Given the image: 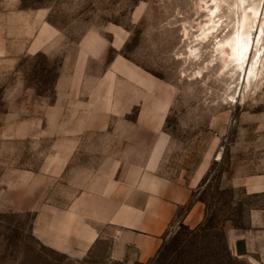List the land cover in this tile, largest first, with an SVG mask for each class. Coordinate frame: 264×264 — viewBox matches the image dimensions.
I'll use <instances>...</instances> for the list:
<instances>
[{"label":"rangeland","instance_id":"1","mask_svg":"<svg viewBox=\"0 0 264 264\" xmlns=\"http://www.w3.org/2000/svg\"><path fill=\"white\" fill-rule=\"evenodd\" d=\"M245 6L259 7L264 30V0H0V264H125L44 247L35 209L69 201L25 196L22 177L48 173L58 82L66 91L67 81H99L118 59L159 83L169 102L163 173L193 184L207 167L193 194L206 206L203 224L177 227L150 264H250L234 257L231 242L263 229L264 194L229 186L264 178V65L249 87L243 74L229 81L217 56ZM211 17L223 21L220 32L199 44Z\"/></svg>","mask_w":264,"mask_h":264},{"label":"crops","instance_id":"2","mask_svg":"<svg viewBox=\"0 0 264 264\" xmlns=\"http://www.w3.org/2000/svg\"><path fill=\"white\" fill-rule=\"evenodd\" d=\"M62 85L48 118V173L22 177L30 186L25 196H66L69 202L35 209L34 234L44 247L77 261L101 254L111 263L150 264L177 227L203 224L206 206L193 194L207 167L193 184L163 173L169 102L163 87L132 63L118 59L99 81H67L66 91ZM229 187L264 194V178ZM231 243L235 258L264 264V226Z\"/></svg>","mask_w":264,"mask_h":264},{"label":"bare ground","instance_id":"3","mask_svg":"<svg viewBox=\"0 0 264 264\" xmlns=\"http://www.w3.org/2000/svg\"><path fill=\"white\" fill-rule=\"evenodd\" d=\"M215 11L211 10L212 17L215 16ZM209 16V17H210ZM220 16V12L216 14L215 18ZM210 18L207 26L208 30L203 33L202 40L199 44H209L214 34L220 32L221 25L219 20L216 22L213 18ZM262 13H260L259 7L245 6L239 18V21L235 22L232 26H227L228 31L224 36V40L219 41V48L217 50V56L222 60L223 73L228 75L229 81L234 79L237 75H244V80L248 78V86L258 82L261 65H264L263 56H261V50L264 43V30H259V24L261 23ZM232 27V28H231ZM203 31V30H202ZM257 45L256 55L254 61L251 63L249 54L251 48ZM195 54V53H194ZM257 56V57H256ZM197 58V57H196ZM201 61V60H199ZM251 65L249 66V64ZM217 66V64L213 65ZM199 78H205L202 73L199 74Z\"/></svg>","mask_w":264,"mask_h":264}]
</instances>
